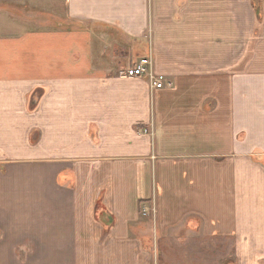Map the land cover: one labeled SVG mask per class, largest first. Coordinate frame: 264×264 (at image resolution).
Here are the masks:
<instances>
[{
  "label": "crops",
  "instance_id": "crops-1",
  "mask_svg": "<svg viewBox=\"0 0 264 264\" xmlns=\"http://www.w3.org/2000/svg\"><path fill=\"white\" fill-rule=\"evenodd\" d=\"M140 58L171 86L126 77ZM19 252L264 264V0H0V259Z\"/></svg>",
  "mask_w": 264,
  "mask_h": 264
},
{
  "label": "built area",
  "instance_id": "built-area-1",
  "mask_svg": "<svg viewBox=\"0 0 264 264\" xmlns=\"http://www.w3.org/2000/svg\"><path fill=\"white\" fill-rule=\"evenodd\" d=\"M125 76L129 78L146 77L153 90H159L171 86L170 82H168L164 76L154 73L152 62L149 58H140L135 62H131L125 71ZM140 211L142 217L155 214V208L153 206H142Z\"/></svg>",
  "mask_w": 264,
  "mask_h": 264
},
{
  "label": "rangeland",
  "instance_id": "rangeland-1",
  "mask_svg": "<svg viewBox=\"0 0 264 264\" xmlns=\"http://www.w3.org/2000/svg\"><path fill=\"white\" fill-rule=\"evenodd\" d=\"M141 216V211H139ZM147 217V216H146ZM39 258H25L22 252H19L18 256L12 255L11 257L7 254H2L0 264H39Z\"/></svg>",
  "mask_w": 264,
  "mask_h": 264
}]
</instances>
